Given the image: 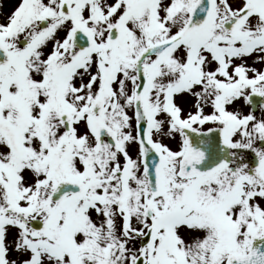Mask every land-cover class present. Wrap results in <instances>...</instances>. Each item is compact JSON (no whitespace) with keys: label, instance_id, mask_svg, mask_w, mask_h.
Here are the masks:
<instances>
[{"label":"snow or ice","instance_id":"6c2138e0","mask_svg":"<svg viewBox=\"0 0 264 264\" xmlns=\"http://www.w3.org/2000/svg\"><path fill=\"white\" fill-rule=\"evenodd\" d=\"M0 264H264V0H0Z\"/></svg>","mask_w":264,"mask_h":264}]
</instances>
